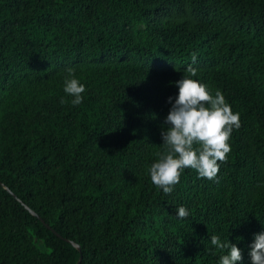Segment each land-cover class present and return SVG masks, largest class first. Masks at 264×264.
<instances>
[{
    "label": "trees",
    "instance_id": "1",
    "mask_svg": "<svg viewBox=\"0 0 264 264\" xmlns=\"http://www.w3.org/2000/svg\"><path fill=\"white\" fill-rule=\"evenodd\" d=\"M80 255L264 264V0H0V264Z\"/></svg>",
    "mask_w": 264,
    "mask_h": 264
},
{
    "label": "water",
    "instance_id": "2",
    "mask_svg": "<svg viewBox=\"0 0 264 264\" xmlns=\"http://www.w3.org/2000/svg\"><path fill=\"white\" fill-rule=\"evenodd\" d=\"M15 196V195H14ZM16 197V196H15ZM34 216H36V217H38V215L34 212V211H32L31 209H29L28 207H26ZM39 219H41L40 217H38ZM42 220V219H41ZM45 225L49 228V229H51L57 236H59V237H61V238H63V239H65V240H67V241H70V240H68V239H66V238H64L60 233H58L55 229H53L48 223H45ZM74 246H76V248L80 251V253H81V246H80V244H78V243H75L74 241H70ZM82 258H83V256L82 255H80V257H79V260L77 261V263L76 264H81V262H82Z\"/></svg>",
    "mask_w": 264,
    "mask_h": 264
}]
</instances>
